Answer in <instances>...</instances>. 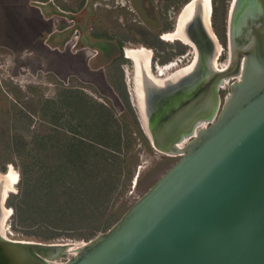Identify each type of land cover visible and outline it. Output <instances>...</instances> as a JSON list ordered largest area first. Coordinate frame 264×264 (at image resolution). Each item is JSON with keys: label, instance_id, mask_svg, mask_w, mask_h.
<instances>
[{"label": "water", "instance_id": "water-1", "mask_svg": "<svg viewBox=\"0 0 264 264\" xmlns=\"http://www.w3.org/2000/svg\"><path fill=\"white\" fill-rule=\"evenodd\" d=\"M249 20L245 10L229 70L201 77L191 99L163 101L144 82L148 142L160 153L180 154L109 228L71 256L69 241L0 234V264H264V23L244 32ZM232 73L238 78L221 86ZM195 109L214 113L193 133L184 116Z\"/></svg>", "mask_w": 264, "mask_h": 264}, {"label": "rangeland", "instance_id": "rangeland-1", "mask_svg": "<svg viewBox=\"0 0 264 264\" xmlns=\"http://www.w3.org/2000/svg\"><path fill=\"white\" fill-rule=\"evenodd\" d=\"M186 1L0 0V174L10 167L18 174L13 192L2 204L10 212L5 221L9 238L81 244L104 232L87 236L83 228H73L44 240L47 233L37 218L38 210L31 208L28 218L19 221L13 207L8 206L22 205L18 195L24 179L34 176L40 160L56 162L48 158L58 148L55 144L72 136L59 127L52 133L53 149L38 153L31 150L30 137L47 134L51 128L40 117L41 102L58 98L62 90L78 91L86 100L104 106L116 123L111 129H119L118 148L126 153L106 213L113 223L176 161L178 155L160 153L148 142L139 116L134 63L124 56L125 49L141 45L151 50L152 61L163 64L178 56L179 48L187 52L188 47L178 41L166 42L157 36L166 31L164 26ZM227 2L211 0L210 21L220 29ZM227 61L225 50L221 51L216 64L221 68ZM236 76L228 75L224 86L228 87ZM224 81L222 78V84ZM218 96L220 108L223 88L218 89Z\"/></svg>", "mask_w": 264, "mask_h": 264}, {"label": "trees", "instance_id": "trees-1", "mask_svg": "<svg viewBox=\"0 0 264 264\" xmlns=\"http://www.w3.org/2000/svg\"><path fill=\"white\" fill-rule=\"evenodd\" d=\"M39 112L51 128L47 134L30 137L31 150L38 153L53 149L52 133L59 127L72 136L55 144L58 148L48 158L56 162L40 160L35 164L34 176L24 179L18 195L22 205L8 206L13 207L19 221L28 218L31 208L38 210L37 218L47 233L44 240L73 228H83L87 236L105 231L114 220L106 213L126 153L118 148L119 129H111L116 124L114 118L104 106L67 89L56 99H44ZM34 159L37 161L38 156Z\"/></svg>", "mask_w": 264, "mask_h": 264}, {"label": "flooded vegetation", "instance_id": "flooded-vegetation-1", "mask_svg": "<svg viewBox=\"0 0 264 264\" xmlns=\"http://www.w3.org/2000/svg\"><path fill=\"white\" fill-rule=\"evenodd\" d=\"M247 7L249 8V11ZM171 9H173V6H171ZM212 9L213 8L211 5V0H208V4H206L204 0H187L184 4H182V6H180V8L176 11V14L174 13L173 20L169 21L164 26V30L166 31L160 33L157 36L159 37V39L166 42L178 41L184 47H188V50L186 52L183 51L184 48H179L176 51V53L179 55L163 64H158L155 61L151 60L152 52L150 49L141 45L137 46V50L140 48H145L150 51L149 66L152 74L155 77L157 76L158 78L167 81L162 86L153 84V86H156L158 88V95L160 94L161 100L171 94L173 91L182 89L190 85L188 76H182L180 78L178 77L175 81L168 80L179 70H184L191 65L192 69L190 73H201L213 67L219 70L217 64L214 63V60L215 62H217L221 51L224 50L226 54V61L228 60L227 62L229 63L231 56V46L233 47L234 44H236L237 21L239 19V16L241 17L242 13H244L245 10L247 11V15L251 19V21L249 20L247 24L244 25V32H248L249 29L246 28L248 25L255 24L256 22L258 24L259 21H263L264 23V0H228L223 29L218 28L215 21H210L213 11ZM182 16L185 17L182 19L183 22L180 24L179 22ZM172 33L173 37H169V35H171ZM222 33L224 34L225 38L222 37ZM127 51L128 50L125 49L124 57L130 59L127 56ZM186 56L189 57L188 59H186V62L183 63L182 60L185 59ZM131 61L133 62V60ZM228 63L226 65H228ZM168 65H173V67L164 70L163 68H166ZM158 68L163 69L164 72L162 71V73H159ZM145 82L150 83L147 82L146 79ZM154 100H156L155 96L153 97L152 101ZM139 116L141 122H143V118L140 115V112ZM143 130L148 136L146 131L147 129L144 126Z\"/></svg>", "mask_w": 264, "mask_h": 264}, {"label": "bare ground", "instance_id": "bare-ground-1", "mask_svg": "<svg viewBox=\"0 0 264 264\" xmlns=\"http://www.w3.org/2000/svg\"><path fill=\"white\" fill-rule=\"evenodd\" d=\"M204 2L206 4H208V0H204ZM184 17L185 16H182V18L180 19V22H179L180 24L183 22L182 19ZM169 37H173V33L171 35H169ZM193 47H194V45H193ZM231 49H232V46H231ZM127 56L131 60H133V62H134V68H135V91H136V94H137V97H138L139 106H140L139 112H140V115L143 118L144 127L146 128V124H145V121H144V114H143V110H142V108H143V90H142V88L144 86L145 79H146L147 82H150L151 84H157L158 86L164 85V83L167 82V81L166 80L164 81V80L158 78L157 76L155 77L152 74L150 66H149V58H150V51L149 50H147L145 48H140L138 50L137 49L128 50L127 51ZM230 59H232V55L230 56ZM214 63L216 64L215 60H214ZM173 65H168L166 68H163V69L164 70L165 69H169L170 67H173ZM228 65H229V63H228ZM228 65L225 64L220 69V66L217 64V67L219 68V70L213 67V68L208 69L207 71L205 70L204 72H201V73H194V72L190 73V71L192 69V65L189 66L188 68H185L184 70L183 69L179 70L178 72L175 73V75L170 77L168 80L169 81H175L178 77L180 78L182 76L183 77H187L188 76V79L190 80V85H188V86H186V87H184L182 89H177V90L173 91L171 94H169L168 96H166L162 100L163 101H169V102H172V103L173 102L176 103L175 98H177V97H180L181 101H185L186 99L187 100L191 99L193 97V94H191L192 92L188 95V93L190 92V88L197 81H199L201 77L229 70L228 69ZM240 68H241V61L237 64V72L238 73L240 72ZM158 69H159V73H162L163 69H160V68H158ZM184 74H186V75H184ZM236 75H237L236 77L238 78L239 74H236ZM226 77H225V81H224L223 85H221V86L225 85ZM219 88H220V85H219L218 89ZM196 101H197V99H196ZM219 104H220V101H219ZM213 113L214 112H208L207 114H203L202 112H200L201 116H199V109H195V110H193L192 113L185 114L184 117H185L186 121H189V118L192 120V124L191 125H192L193 129L191 130V132L194 133L196 128H198L200 126H205L211 120V118L213 116ZM195 124H196V126H194ZM185 137L186 136H183L184 140L186 139ZM181 145H182V142L179 144V146H181ZM165 154H168V153H165ZM176 154L179 155L180 153L176 152ZM173 155H175V154H171V156H173ZM17 179H18V174L11 167L8 169V171L6 173L0 174V199H1V202L3 201V203H4L6 197L8 196V193L9 192H13L12 190L14 189V184L16 183ZM3 184H5V185H3ZM1 202H0V234L4 238L12 240V241H30V240L11 239V238H9L7 236L5 221H6L7 215L10 212L7 211L8 209L5 206H3ZM69 242H70V246L68 248L67 256L74 254L75 253V249L78 246L83 244V243L77 244V243H74V242H71V241H69ZM54 264H58V261H56Z\"/></svg>", "mask_w": 264, "mask_h": 264}, {"label": "crops", "instance_id": "crops-1", "mask_svg": "<svg viewBox=\"0 0 264 264\" xmlns=\"http://www.w3.org/2000/svg\"><path fill=\"white\" fill-rule=\"evenodd\" d=\"M71 57H73V56L70 55V58H71Z\"/></svg>", "mask_w": 264, "mask_h": 264}]
</instances>
